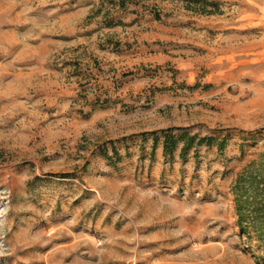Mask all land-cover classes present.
Listing matches in <instances>:
<instances>
[{
    "label": "rangeland",
    "instance_id": "1",
    "mask_svg": "<svg viewBox=\"0 0 264 264\" xmlns=\"http://www.w3.org/2000/svg\"><path fill=\"white\" fill-rule=\"evenodd\" d=\"M250 173L264 0H0V264H264Z\"/></svg>",
    "mask_w": 264,
    "mask_h": 264
},
{
    "label": "trees",
    "instance_id": "2",
    "mask_svg": "<svg viewBox=\"0 0 264 264\" xmlns=\"http://www.w3.org/2000/svg\"><path fill=\"white\" fill-rule=\"evenodd\" d=\"M151 134L154 137V140L157 141L158 140V134L156 132H153ZM186 136L187 135H181L180 138L183 139ZM163 137H164V156L171 157L172 154L174 153L175 148L177 147V141L175 140V136L173 135V130H171V129L166 130L163 133ZM195 140H196L195 137H192L189 139V143L187 145H185L181 150V157H185V154L191 148V145L195 142ZM213 142H214V139L212 137H208V138H201L200 140H198V142L196 144L198 146H201L204 144L207 146H211V145H213ZM224 147H225V140H223L219 144V148L221 150H223ZM243 178L238 182V184H236V187H238L237 191H241L243 189L242 187L246 183H249L250 185L255 186V184H257V182H258L257 180H259V182L261 181V184L264 187V179H261L252 173L243 176ZM255 189L257 190V192H259V194H261V192H260L261 189L259 188V186H257ZM245 204H246L245 208L248 210L249 209L248 201H245ZM245 208L242 205H240L238 210H239V212H243L246 210ZM250 214H252V216L250 215L251 219H252L251 224L255 225L256 222L259 220L258 217H262V219H264V205L259 203V207L254 212L250 211ZM242 220H244V218ZM260 233H262L263 234L262 237H264V229H262V231Z\"/></svg>",
    "mask_w": 264,
    "mask_h": 264
}]
</instances>
